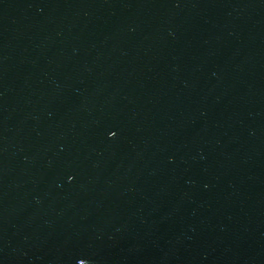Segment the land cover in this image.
<instances>
[{
	"label": "water",
	"instance_id": "95a60500",
	"mask_svg": "<svg viewBox=\"0 0 264 264\" xmlns=\"http://www.w3.org/2000/svg\"><path fill=\"white\" fill-rule=\"evenodd\" d=\"M0 264H264V0H0Z\"/></svg>",
	"mask_w": 264,
	"mask_h": 264
}]
</instances>
